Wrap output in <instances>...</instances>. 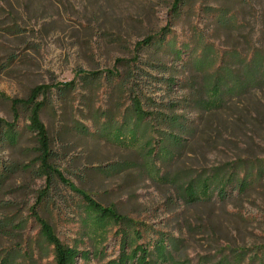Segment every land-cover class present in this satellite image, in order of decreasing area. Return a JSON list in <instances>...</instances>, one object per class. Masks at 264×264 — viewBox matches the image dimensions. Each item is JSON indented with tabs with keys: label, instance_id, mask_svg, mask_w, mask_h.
<instances>
[{
	"label": "rangeland",
	"instance_id": "obj_1",
	"mask_svg": "<svg viewBox=\"0 0 264 264\" xmlns=\"http://www.w3.org/2000/svg\"><path fill=\"white\" fill-rule=\"evenodd\" d=\"M173 2L0 0V119L75 84L41 115L50 172L29 133L0 147V264H56L49 237L107 264L121 232L129 253L165 240L167 264H264V0Z\"/></svg>",
	"mask_w": 264,
	"mask_h": 264
},
{
	"label": "trees",
	"instance_id": "obj_2",
	"mask_svg": "<svg viewBox=\"0 0 264 264\" xmlns=\"http://www.w3.org/2000/svg\"><path fill=\"white\" fill-rule=\"evenodd\" d=\"M190 0H174L173 4L171 5V13L174 15L173 17H177L178 14H180L184 9L185 5L188 4ZM226 2H239L242 0H224ZM201 41H203L201 39ZM151 41H147L144 43V45H150ZM181 51H177V56H180L179 54ZM254 53H259L260 58L262 60L261 62V73L262 76H260L256 80V86L255 89L264 91V54L259 49H255ZM94 74H88L87 79H92ZM75 84L69 83L65 84L63 86L58 87H49V86H38L33 88L28 97L25 100H12L11 103V110H12V116L13 121L7 122L2 119H0V147L2 148H14L16 145H18L19 138L21 135V132L25 131L29 133L34 141H35V149L39 157H43L41 162L39 163H47V165H44L47 167V171L52 170V168L49 165V162H51L53 158V152L51 150V141L48 135V131L41 120V115L46 107L49 99L53 95V88L56 91V95H65V92L70 91L74 89ZM134 114L139 122H143L146 120V118H151L150 116H147V113H145L141 109V102L139 100L134 99ZM19 108L23 109L26 116V122L27 124L23 128L18 127V123L20 120V114H19ZM150 119H147L149 121ZM171 136L173 143L178 146L180 145V141L174 134H169ZM3 173V172H0ZM59 178V177H58ZM51 184V179L48 178L47 185ZM68 185V184H65ZM241 187H244L243 183H240ZM224 190H221L220 195H223ZM44 196L47 193H43ZM43 196V197H44ZM42 197V198H43ZM84 202L86 203L87 207L93 214L95 221L97 223L103 224L105 223L109 218L115 217L112 212V210H106L101 208L99 205L92 202L89 198L86 196L82 197ZM191 200H197L194 198V196H191ZM117 218V217H116ZM36 221H39V216L35 214ZM121 238H123V241L120 246V254L117 259L111 260L107 264H151L150 263V255L151 253L155 255V264H167V256H166V244L165 240H160L156 244H149L147 247L144 245H140L136 247L132 253H129L128 250H126L127 247V233L121 232L120 233ZM137 239L141 237V234H136ZM140 240V239H139ZM49 244L54 248L55 255H56V264H76V260L78 258H81L84 261L89 260V254L87 252H79L76 247L69 248L68 246H65L62 242H60L58 239L48 238ZM152 248V250H151ZM257 257V256H256Z\"/></svg>",
	"mask_w": 264,
	"mask_h": 264
}]
</instances>
